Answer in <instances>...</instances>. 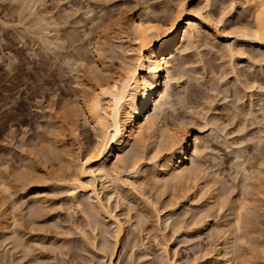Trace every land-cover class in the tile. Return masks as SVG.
<instances>
[{
    "label": "rangeland",
    "instance_id": "1",
    "mask_svg": "<svg viewBox=\"0 0 264 264\" xmlns=\"http://www.w3.org/2000/svg\"><path fill=\"white\" fill-rule=\"evenodd\" d=\"M178 1H186L190 5H197L201 0H0V171L4 174L9 171H16V169L22 171V168H25L24 170H26V166L22 167L26 162H31L29 166L31 165L33 168H40L44 164L48 167L47 173L50 172L49 176L51 174L50 177L53 176L55 178L53 179L54 181L58 179L55 182L59 181L52 186H39L40 189H44V191L42 190L43 195L36 194V196L35 193H32V190L37 189L38 186L36 180L31 182L33 186L31 183L28 186L25 185V189L18 183L19 180L16 181L15 179L16 182L14 184V180L9 181V183L12 182L10 193L9 191L5 193L3 191L4 194H0L2 206H6L9 203L13 209L8 214L11 216L7 220L8 223L4 220L5 223L3 221L4 218L0 215V218H2L0 219V226L5 225L2 228L4 230L7 228L3 231L0 227V264H104L108 262V256L104 257L102 255L103 252L99 253L98 251H102L101 243L104 240H108L107 234L112 230L113 224L107 217L102 216L100 212L99 220L97 219L99 228L95 229V231L94 229L90 230L87 220L85 222L86 216L82 212L90 208L88 200L95 206L94 200L87 198L89 194L79 191L76 199L83 204L78 207L74 199L72 197L69 198L67 195L66 189H64L66 188L65 184L60 181L63 174L64 176H69L73 174L76 168L75 159L76 155H78V141L82 140L86 147L92 145L96 141L94 131L87 123L77 126L78 121H76L77 118L75 119L74 116L71 118H74L75 121H68L65 117L68 116V110L80 106L79 90L81 87L93 83L91 82L89 71L83 65H80L82 61L87 62L86 60L91 61L94 59L89 40L98 33L107 40L105 42H109L107 50L104 52V60L106 61L104 65L111 72L109 74L107 71L108 74H106L113 75V73L118 71L119 60L117 57L119 56L117 55H120L121 52L120 47H117L120 44L117 34L118 20L123 21L124 17L135 14L137 7L140 6L146 7L149 12L156 13L158 11L157 13H159L164 5L165 7L171 5L173 8ZM233 1L205 0L204 3H209V9L212 11L213 16L216 19L221 18L223 21L220 24H212L214 25L212 29H214L213 31L219 44L216 43L215 46L213 39L206 37L202 33L198 38L196 49L185 52L177 50L175 52L176 60L184 59L185 66L183 70L185 75L179 78L177 84L173 83L171 90L169 89L170 100L171 102L173 101V108H175L174 111L176 112H171L170 108L166 110V120L169 124L172 122V116L170 115L180 116L183 120L185 119L184 121H188L189 118L195 119L193 121L196 126H193L198 129L197 131L206 141L203 143V146H205L203 156L206 155L202 156L200 161L215 173L217 180H221L226 184L227 189L231 187L230 190H226L232 193L230 197H234L237 193L240 167L246 166L247 168H245L248 169L246 171H251L250 173L248 172L249 174L257 173L255 170L260 167L264 168L262 167L264 165L261 166L259 164L261 163L259 161L264 159V46L258 45L250 39L246 41L244 38H238L237 42L240 41L238 45L241 44L239 47H242L243 55L230 57L224 51L219 50L221 44L232 42L235 39L234 34L236 32L238 34V32L244 31L243 28L250 29V27L246 26H250L253 22L252 13L257 1ZM26 3H32V8H29V4L26 5ZM89 9L90 12L85 13ZM40 17L43 19L41 18L38 21ZM74 18H76L75 21L73 20ZM55 22H57V25ZM45 23L46 25H48L47 23L50 24L48 27L46 26L48 31L45 29ZM43 26L44 30L48 34L50 33L49 35L44 34ZM223 27L230 33L229 35L223 32ZM89 29L90 31H88ZM53 33H56L57 36H63L62 42L66 41L64 44L66 48L53 46V43L56 44L53 39L56 35ZM182 36L183 32L179 38V45L183 39ZM41 37H47L48 42L52 40L53 43H49V45L53 47L51 48L49 45H45V48L41 47L43 46L41 42L43 38ZM112 48L113 50L115 49V53L111 52ZM65 50L66 52H71L72 50L74 52L71 53L77 52L78 55L81 54L80 58L82 57V59L78 60L73 56H70L71 59H68V56L67 58L64 57ZM74 59L77 61L75 60L76 62H74ZM180 91L183 92L181 96H187L185 97L186 101L184 99L186 103L176 98V93ZM251 108L252 110H250ZM251 111H254L255 113H253L257 117L255 115L254 117ZM65 113L67 116H65ZM252 116L253 119L251 118ZM256 118H259L258 121L260 123H256ZM52 122L55 123H53L54 126L63 127H61L60 134L62 137L57 141L58 148L62 147L64 148L63 151L67 150V154H70V156L74 155L70 157L66 153L64 154L63 151L61 153L62 149H57L64 160L60 158V163L56 162L58 160L55 162L52 160L55 163L53 165H51L53 163L51 160L50 163L48 159L45 160L43 157L42 159L46 161V164L44 161L42 163L41 155L39 156V153H37L38 150L40 152L41 146L43 147V145L49 143H47L49 140L47 138L51 136V133L53 136L51 130L54 127L49 130L53 126ZM70 122H74L75 127L74 123ZM52 136L50 140L53 138ZM259 140L261 143H259ZM59 144L62 146L60 147ZM240 160L244 162L242 163ZM152 161L147 162L145 173L150 172ZM237 161L241 162L240 164L242 165ZM61 173L62 176L60 175ZM256 175L257 178L251 179L253 180L251 182L254 185L256 184L255 192L258 191V194H256L257 200L255 199L253 204L255 208L253 209L257 216V220H255L257 222L253 226L256 233L253 231L252 235L257 239L258 243L255 242L256 245L260 247L254 243L255 247L241 244L245 246H240V250L245 248L244 253L247 258L242 257V260L246 264H264V169ZM99 180L98 188H100L99 184H101ZM115 188H109L110 191L114 192V198H118L117 200H115L116 198L114 199L118 204L113 203V213L119 214L117 216L123 224V230L118 240L112 263L162 264V258L165 259L166 257L170 261H172V258L178 259L177 264H221L223 262H218L217 252L214 253L219 248L215 237L212 240L211 237L213 236H209L208 232L200 231V233L198 231L199 225H201L199 217L193 218L190 215L191 211L188 212L189 214L186 213V215L182 213L181 206L187 199L185 189L176 192L177 195L174 194L175 192L173 193L174 195H160L159 193L156 194L154 189L151 190L148 185L135 189L128 185ZM191 190H189L190 194ZM228 194H225V197ZM38 196L44 197L45 199H43L46 200L42 206L41 204H36L37 201L35 199ZM34 206L40 208L38 212L43 213V215H40L37 211L34 214L38 213L42 218L36 215L37 218L35 215L28 213L29 209L37 210V208L34 209ZM146 211L149 215L145 213ZM210 211L211 213L201 214L202 218L204 219L206 215L210 214L207 218L211 222L222 219V212L217 213L213 209ZM140 213L148 216L143 220L142 217L144 216ZM166 213H172V217H170L169 223L164 228L163 225L159 226L157 224L158 220L155 217L158 215L164 217L167 215ZM175 213H178V216ZM12 214H15L16 220L19 221H16ZM27 216H30L29 219ZM31 216H35L36 219L34 217L32 220L33 217ZM11 220L14 223H9ZM195 221L196 223L199 221L197 225H195ZM260 222L261 224L259 225ZM171 223L174 225L173 227ZM1 231H3L4 236ZM91 231H94L93 233L96 235L92 236L93 233ZM15 233L19 234V236L21 234L24 235L16 237ZM81 234H86V237ZM165 241L169 246L167 254L162 251V244L166 243ZM245 250H249V253ZM41 252L43 255H41ZM98 255L102 256L103 262ZM236 259L234 260L236 262L233 259L231 262L233 264H242L240 257H236ZM129 261L131 262L129 263Z\"/></svg>",
    "mask_w": 264,
    "mask_h": 264
},
{
    "label": "bare ground",
    "instance_id": "2",
    "mask_svg": "<svg viewBox=\"0 0 264 264\" xmlns=\"http://www.w3.org/2000/svg\"><path fill=\"white\" fill-rule=\"evenodd\" d=\"M29 1H32V0H29ZM34 1H36V0H34ZM201 1L197 5L196 4L190 5L189 2L187 3L186 1H178L176 3V5H174V3H173V5L175 6V7H173L174 9L172 8L171 5H169V6L167 5L166 7L164 5L163 9H161L159 11V13H157L158 11L156 12L157 14L153 13L151 11L150 12L147 11L148 9H146V7L140 6V7H137L135 14L128 15L127 17H124L123 21L118 20L117 24H119V27H118V33L117 34H118V38L120 40L119 41L120 44H118L117 47L118 48L120 47L119 49H121V52H120V55H117V56H119V57H117L119 60L118 66H117L118 71L116 73H113V75L112 74L107 75L108 70H107L106 66L104 65V64H106L105 63L106 61L104 60V52L107 50L106 48H107L109 42L108 43L105 42L107 40L102 38L100 36L101 34L99 35L97 33L92 39L89 40V44H91V52L94 54V59L91 61L86 60L87 62L82 61L81 64L79 63L80 65H83L87 71H89V73H90L89 76H90V79L92 80L91 82H93V83L88 84V85H83V87H81V89L79 90V92H80V100H79L80 106L78 108L74 107V109L72 108V110L71 109L68 110L69 112L67 111L68 112L67 115L70 118L65 113V116H67V117H65V119L68 121H71V120L75 121L74 118L75 119L77 118L76 119V121H78L77 126L82 125L83 123L89 124L90 127L92 128V130L94 131L96 141L92 145L86 147L85 144L82 142V140H79V141L77 140L78 141V143H77L78 144V146H77L78 155L75 154L76 155V159H75L76 168H75L73 174H70L69 176H66V175L64 176V174L62 176V173H61L60 175L62 177L60 176L61 177L60 181L63 184H65L66 188H64V189H66L65 191H66L67 195L69 196V198L72 197L74 199V202L78 204V207L79 206L81 207V205L83 204L82 202H78L79 200L77 201V199H76L77 193L79 191L86 193V194H89L88 195L89 197L87 196V198L94 200L93 203L96 204L95 205L96 207L94 206V204L90 203V201L88 200L90 208L87 209V211H86V209L85 210L83 209L84 211L82 212V214H84L86 216L85 222L87 220V225L89 226L90 230L94 229V231H95V229L99 228V225H98L99 221L98 220L100 217L99 216L100 212L102 213V216L104 215L105 218L107 217L108 220H110L111 223L113 224L112 230L110 231L109 234H107L108 240H104L101 243V250L102 251H98L99 253L103 252L102 255L104 257L108 256L109 260L107 263L104 261L105 262L104 264H114V263H112V258L114 257V255L116 253L118 240L120 239V236L122 235V230H123V224H122L121 220L119 219V217L117 216L119 214L113 213L114 208L112 205H113V203H117L115 200H117L118 198H116V197H115L116 199L114 198V195H113L114 192L110 191L109 188L116 187L115 189H117V188H121L123 185L124 186L128 185L134 189L137 187L139 188V187H142L144 185H148V186H150L151 190L154 189V192L156 194L159 193L160 195H165V194L177 195L176 192L181 191V190L183 191L185 189L186 190L185 193L187 192V194H186L187 199L181 206L182 207V213L186 215V213L191 211L190 215H192L193 218L199 217L198 219L200 220L201 225H199L200 227H199L198 231L199 232L200 231L201 232H208L209 236H213V237H211L212 240L215 237V240L217 241V244L219 245V248L216 249L214 252V253L217 252V259H219L218 262L223 261L224 264H233V262H231L232 259L234 261V260L239 259V258L236 259V257H240L242 264H246V263H244L245 261L242 260V257L247 258L246 254L244 253L245 248L242 249L243 252H241L242 250H240V246L246 245L249 247V245H253V243L256 245L255 242H257V239L254 237V235H252L253 231H254L253 226H255V224L257 222V221L255 222V220H257L256 219L257 216L255 215L256 213H255V210H254L255 208H254L253 204L255 202L256 194H258L257 193L258 191L255 192V185L256 184L254 185L253 182H251V181H253L255 178H257L256 174L263 171L264 168L260 167V168H258L259 169L258 170L256 167L257 170H255V171H257V173L255 172L256 173L255 174L253 172V174L252 173L249 174L251 171L249 170L248 171L249 173H248L246 171V170H248V169H246L247 168L246 166H245L246 168L240 167V169H241L240 174L241 175L239 174L240 178H239V183L237 184L238 190H237V193L234 195V197L233 196L230 197V195L232 193H229L230 191H226V190H228V189L230 190L231 187H229L227 189L226 188L227 186H225L226 184L223 183V181H221V180L220 181L217 180L216 179L217 177H215L216 176L215 173L213 171H211V169L208 166H205L203 164V162L200 161L202 159V156H203V152H204L203 150H205V146H203L204 145L203 143L206 141H205V139L202 138L201 134L197 131L198 129H196L194 127V126H196L194 121H193L195 119L192 120L189 118L188 121L187 120L184 121L185 119L183 120V118L180 116L170 115V116H172L171 117L172 118L171 124H169V122H167V120H166L167 119V111L166 110L169 108L171 109V112L175 110V108H173L174 107L173 103H172L173 101L171 102V100H170L171 94L169 92V89L174 85L173 83L177 84L179 78L182 76L184 77V75H185V71L183 70V67L185 66L184 65V63H185L184 59L183 60H176L175 52L177 50H181V51L185 52V51L192 50L194 48L196 49L198 38H199L200 34H202V33L205 34L206 37H209V38L211 37V39H213V42H215V46H216V43L218 41L217 36L213 31L214 29H212L214 26L212 24L213 23H217V24L219 23L220 24L223 21L220 17H219L220 19H218V18L216 19L213 16L212 11L209 9L210 8L208 5L209 3H207V2L204 3L205 2V0H204V1H202L203 4H201L202 3ZM230 1H233V0H230ZM256 1H257L256 5H255V8H254L253 13H252V15H253L252 21L253 22L250 24V26H246V27H250V29L243 28L244 31L242 30L240 33L238 32V34H237V32H236L234 34L235 39L232 40V42H226V43L220 45L219 50L224 51L230 57L241 56L244 54V53H242L243 52L242 47H239V45H241V44L238 45V42H240V41L237 42L238 38H240V39L244 38V40L246 39V41H248V39H250V40L254 41L256 44L264 46V0H256ZM182 3L184 4L183 9H181V7H180V5ZM27 4H29V3H26V5ZM31 4L28 5L29 8H32ZM31 12H32V10H31ZM87 12H90V9L88 11H86L85 13H87ZM181 13H183V15L181 16L180 21H177L176 24L173 25V21L176 20L177 15H180ZM197 13H199V15H196ZM41 18L42 17L38 18V21H40ZM117 19H118V17H117ZM119 19L122 20V18H120V17H119ZM73 20L75 21L76 18H74ZM44 21H46V20H44ZM56 23L57 22H55V24ZM47 24L50 25L49 23H47ZM48 25H46V23L44 25L46 30H47ZM58 25H59V23H58ZM44 26H43L42 30H44ZM222 26H224V25H222ZM224 28L225 27L222 28L223 32L225 34L229 35L230 33L227 30H225ZM90 29L88 31H90ZM164 29H172V31L165 35V33L163 31ZM57 30H58V28H57ZM49 31H50V29H49ZM44 32H42V33L48 34L45 30H44ZM182 32H183V36H182L183 39L181 40L180 45H179L178 44L179 38H180V35ZM53 34L56 35V33H53ZM58 35H59V33H58ZM41 36H42V34H41ZM47 37H41V38H43V39H41L42 40L41 42L43 45L41 47H44L45 45H49V43L50 44L53 43L52 40H51V42L50 41L48 42ZM51 37H53V35H51ZM53 39L55 40V43H56V44L53 43V46L55 45V46H61L62 48H66V46H64V44L66 42L65 38H64L65 42H62L63 36L61 37V36L56 35L53 37ZM66 39H67V37H66ZM39 40H40V38H39ZM68 41H69V39H68ZM217 44H219V42ZM53 46L49 45V47H51V48ZM112 51L115 53V49L113 50V48H112L111 52ZM71 52H74V51L71 50ZM71 52L70 51L66 52V50H65L64 57L67 58V56H68V59L69 58L71 59L70 56H73L74 58H76L78 60L82 59V57L80 58L81 54L78 55L77 52H75V53H71ZM111 55H113V54H111ZM76 59H74L73 61L76 62L77 61ZM83 62H85V63H83ZM77 64H75V65H77ZM110 73L111 72H109V74ZM86 80H87V78H86ZM81 83H80V85H81ZM183 90H184V88H183ZM182 93H183L182 91L177 92L176 98H178L183 103H186V102H184V99L186 101L185 97H187V96H181ZM178 99H177V101H179ZM184 106H185V104H184ZM255 108H257V107H255ZM250 110H252V108ZM174 112H176V111H174ZM253 112H252L253 116L254 115L256 116V114H254L255 112L254 113ZM249 114L252 115L251 113H249ZM73 116H74V118L72 119L71 117H73ZM253 116L251 117L252 119H253ZM214 118H216V117H214ZM256 119H257L256 123H258V122L260 123V121H258L259 118H256ZM53 123L54 122L51 123L53 126L51 127V125H50L51 128L49 127L50 128L49 130H51L53 127H54L53 129L56 128V130H54V131H53V129L51 130L53 132V136H52V133L50 131L51 136L53 137L52 138L53 140L52 139L50 140L51 136L49 138H47V139H49L47 141V143L48 142L49 143L47 145L45 143H43V144H45V145H43L44 148L41 146L40 152H39V150L37 151V153H39V156L41 155L42 161L41 160L40 161L42 163L44 161L45 164H46L45 160H47V159L49 160L50 163L52 160L54 162L56 160H58L56 162L60 163V161H61L60 158H62V160H64L63 157L61 156V153H62L64 148H62L61 147L62 145L60 146V144H59V146L61 148H58V143H57L58 139L60 137H62L60 135L61 130H62L61 129L62 126L57 127L56 125L54 126L55 123L54 124ZM70 123H74V122H70ZM48 124H50V123H48ZM74 127H75V123H74ZM57 128H59V129H57ZM72 131H73V129H72ZM47 139H44V140H47ZM60 140H59V143H60ZM259 143H261V141ZM259 143H258V145H259ZM57 149L58 150L62 149L60 151L61 153ZM68 150H70V149H68ZM206 150H207V148H206ZM66 152H67V150L63 151L64 154ZM67 155L70 156V154H67ZM73 156H70V157H73ZM42 157L45 160H43ZM236 158H238V157H236ZM262 158H263V156H262ZM66 159H68V158H66ZM72 159H74V158H72ZM86 161H87V163H85ZM148 161H152L151 169H150L149 173H145L144 170H145V167H146ZM54 162L51 163V165L55 164ZM241 162L243 163L244 161H241ZM241 162H238V163L240 164ZM259 162H261V163H259ZM259 162L258 163L261 166L264 165V159L262 161L260 160ZM27 163L28 162H26V164ZM30 163L27 164L28 166L26 164L25 165L23 164L24 166H22V167L26 166L27 167L26 170H24L25 168H22V171L16 169V171L14 170V171H9V172L4 173L6 175H4L0 171L1 172L0 173L1 174L0 175V191H1L0 194L3 193V191L5 193V192H8L9 190L12 189V188L10 189V185H12V182L9 183V181H11V180H14L13 184L17 180H19L18 183H20V185L23 188L25 187V185L28 186V185H30L31 182H34L36 180V184L38 185L37 189L32 190V193H35V196H36V194H38V195L42 194L44 191V189H40L39 186H42V185L52 186V185H54V183L59 182V181L55 182L58 179H56L54 181L53 179H55V178H53V176L50 177L51 174L49 176L50 172L47 173L48 167H46V165L41 163L43 166L41 164H39V165H41L42 167H40V168L34 167L33 168V167H31V165L29 166ZM36 164H35V166H36ZM65 164H66V162H65ZM240 165H242V164H240ZM29 167H31V168H29ZM262 167H264V166H262ZM37 168H39V169L36 170ZM64 171H65V169H64ZM238 173H239V171H238ZM53 175H54V172H53ZM9 178H12V179H9ZM15 179H16V181H15ZM98 179H100L99 181H101L100 182L101 184H99L100 188H98L99 187L98 186ZM251 179H253V180H251ZM37 181H38V183H37ZM39 182H40V184H39ZM32 184L33 183H31V185ZM189 190H191V194L189 193ZM45 192H46V190H45ZM9 193H10V191H9ZM225 194H228V196L227 195L226 196L229 197L230 199L225 197ZM40 196H38L35 200L37 201L36 204L38 203V204H41V206H42L43 202L46 200H44L45 199L44 197L41 198ZM173 197H175V196H173ZM175 207H176V204H175ZM35 208H37V207L34 206V209ZM85 208H87V207L85 206ZM43 209H44V207H43ZM212 209L215 210L217 213H220V212L223 213L221 220L218 219V220H215L214 222L209 221V219L207 217L210 216V214L206 215L204 217V219L202 218L203 217L202 215H205L204 213H207V212L211 213L210 210H212ZM12 210H13L12 206L9 205V203H8V205L6 204V206L5 205L2 206V199H1L0 215L4 218L3 221L8 220V218L10 216L8 214ZM180 210H181V208H180ZM36 211L37 212L40 211V208H37V210L29 209L28 213L30 215H32V214L35 215L34 213ZM38 213H40V212H38ZM38 213L36 215L38 217H40ZM143 213H140V214L143 215ZM145 213H147V211ZM41 214L43 215V213H40V215ZM44 214H45V212H44ZM147 214L149 215V213H147ZM147 214L145 216L143 215L144 216V217H142L143 220L146 216H148ZM171 214H167L164 217H162L160 215L155 217L158 220L157 224H159V226L163 225V227L166 226V224L169 223L170 217H172ZM177 214L175 213V215H177ZM14 215L15 214H12V216H14ZM199 215L201 216L202 220L200 219ZM212 215H214V214L212 213ZM29 217H28V219H29ZM31 217H33V216H31ZM34 217L32 218V220L34 219ZM36 217H35V219H36ZM137 217H138V215H137ZM182 217H183V215H182ZM213 217H215V216H213ZM13 218H15V216ZM23 218H24V216H23ZM40 218H42V217H40ZM0 219H2V218H0ZM16 219L17 218H15V220ZM38 220H40V219H38ZM38 220H37V222H38ZM16 221H19V220H16ZM175 222H176V220H175ZM198 222L196 223V221H195V223H196L195 225H197ZM7 223H8V221H7ZM9 223H14V222H12V220H11V222H9ZM260 224H261V222L259 223V225ZM171 225H172V223H171ZM3 226H5V225H3ZM3 226L2 227L0 226L1 229L3 228ZM167 226H170V225H167ZM173 226L174 225H172V227ZM6 229L7 228H5V230ZM2 230L5 231L4 229H2ZM3 231H1L2 235H3ZM94 231H91V232L93 233ZM83 234H81V235L86 237V234L85 235H83ZM21 235L19 236V234L18 235L16 234V237L17 236L21 237ZM93 235L95 236L96 234L93 233L92 236ZM198 235H200V234H198ZM5 236H7V235H5ZM25 238H26V236H25ZM92 239H93V237H92ZM199 239H197V240H199ZM25 243H27V242H25ZM29 243H30V241H29ZM161 243H163V242H161ZM13 244L15 245V243H13ZM241 244H243V245H241ZM255 245H253V246L255 247ZM256 246H258V245H256ZM216 247H217V245H216ZM243 247H245V246H243ZM258 247H260V246H258ZM261 247H263V246H261ZM94 249H95V247H94ZM259 249H261V248H259ZM45 250H46V248H45ZM52 250H53V248H52ZM162 251H164L163 252L164 254H167V252L169 251V246H168L167 242L162 244ZM245 251L247 253H249L247 250H245ZM25 253H27V252H25ZM55 253H57V252H55ZM58 254H60V253H58ZM41 255H43V253ZM61 256H63V255H61ZM98 256H100V255H98ZM100 257L102 258V256H100ZM25 258H26V256H25ZM248 258H250V257H248ZM102 260H104V259L102 258L101 261ZM177 260L178 259L172 258V261H170L166 257L165 259L162 258L161 262H162V264H177V262H178ZM241 261H239V262L241 263ZM130 262L131 261H129V263ZM223 262H221V264ZM234 262H236V261H234ZM246 262H249V261H246Z\"/></svg>",
    "mask_w": 264,
    "mask_h": 264
},
{
    "label": "snow or ice",
    "instance_id": "3",
    "mask_svg": "<svg viewBox=\"0 0 264 264\" xmlns=\"http://www.w3.org/2000/svg\"><path fill=\"white\" fill-rule=\"evenodd\" d=\"M180 7H181V9H183L184 8V4L182 3L180 5ZM182 15H183V13H181L180 15H177L176 20L173 21V25H175L177 21H180ZM196 15H199V13H197ZM163 31H164V33L166 35L167 33L171 32L172 29H164ZM85 163H87V161Z\"/></svg>",
    "mask_w": 264,
    "mask_h": 264
}]
</instances>
